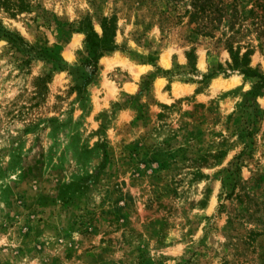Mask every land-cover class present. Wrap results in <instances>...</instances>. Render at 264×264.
<instances>
[{
  "label": "rangeland",
  "instance_id": "374dc122",
  "mask_svg": "<svg viewBox=\"0 0 264 264\" xmlns=\"http://www.w3.org/2000/svg\"><path fill=\"white\" fill-rule=\"evenodd\" d=\"M98 16L118 48L90 74ZM0 26L28 46L0 37V264H264V83L244 108L227 50L264 77V0H31Z\"/></svg>",
  "mask_w": 264,
  "mask_h": 264
},
{
  "label": "trees",
  "instance_id": "16d2710c",
  "mask_svg": "<svg viewBox=\"0 0 264 264\" xmlns=\"http://www.w3.org/2000/svg\"><path fill=\"white\" fill-rule=\"evenodd\" d=\"M0 8H2L5 12H7L9 15L13 16L22 12H29L31 9V0H0ZM97 23L100 27V34L95 33L90 28H87L88 30L85 32V42H86V52L89 54V58L85 60V63L87 65L91 64V67L88 69L90 74H93L96 70V59L101 56L105 52H110L118 48V46L114 43L113 37H114V30H115V24L114 20L111 18H106L104 16H98L97 17ZM76 29L79 31L83 30L82 26H76ZM0 37H5L8 41L10 46H27L23 40L16 35H13L6 30H3L0 26ZM18 42V43H17ZM230 58H231V64L228 65L231 69L239 70L242 74L256 78V80L252 84V88L248 91H246L243 99L242 106L244 108H248L251 104V97L259 94V90L262 88L264 83V77L257 72V70L250 68L248 66L249 58H248V51L239 54L238 51H232L231 47L227 48ZM25 58L24 61L26 62L28 58V53L25 52ZM186 57L189 63V66L193 68V61H194V55L193 51L189 50L186 53ZM24 62V64H25ZM217 66H213V70L206 75L205 77L212 76L215 72L214 69ZM219 67V66H218ZM44 77L37 76L35 80L37 81V85L40 86V83L42 82Z\"/></svg>",
  "mask_w": 264,
  "mask_h": 264
}]
</instances>
